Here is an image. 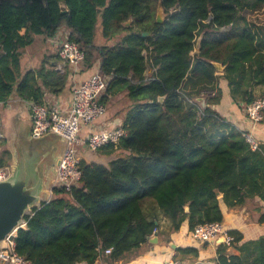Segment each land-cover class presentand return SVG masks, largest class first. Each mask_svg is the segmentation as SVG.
<instances>
[{
    "label": "trees",
    "instance_id": "16d2710c",
    "mask_svg": "<svg viewBox=\"0 0 264 264\" xmlns=\"http://www.w3.org/2000/svg\"><path fill=\"white\" fill-rule=\"evenodd\" d=\"M159 1L165 17L156 23ZM262 8L264 0H0V102L16 96L45 104L46 93H61L72 70H58L57 60L23 70L21 50L63 24L90 67L98 58V18L104 39L120 35L100 46L99 71L109 80L99 102L123 91L129 100L125 135L97 150L100 161L80 159L76 185L54 186L52 198L32 208L13 237L18 255L30 264H92L98 256L113 264L154 230L167 235L157 232L146 203L161 210L170 230L186 221L191 232L199 223L222 222L223 208L264 200V145L252 149L213 108L221 79L237 106L264 94V23L244 14ZM10 158L0 140V167ZM258 221L264 223V209ZM227 232L236 253L218 244L213 264H264V236L244 240L237 229ZM176 252L195 259L199 251Z\"/></svg>",
    "mask_w": 264,
    "mask_h": 264
},
{
    "label": "crops",
    "instance_id": "0c3cea01",
    "mask_svg": "<svg viewBox=\"0 0 264 264\" xmlns=\"http://www.w3.org/2000/svg\"><path fill=\"white\" fill-rule=\"evenodd\" d=\"M67 33L68 29L62 24L57 28L54 35H40L36 37L31 45L21 50V64L23 70L29 68L35 69L41 64L51 65L55 60H57V65L60 62L57 55V44L59 41L66 39ZM94 45L98 58H96L93 64L90 67H88L84 61L76 67H73L70 64H65L62 70H64V68L72 70L71 80L61 93L56 95L46 93L45 103L56 105L61 109L68 107L71 101L72 87L90 76L92 73L99 71L101 61L99 54L102 43L94 42ZM149 71L150 70H148L146 74H148ZM219 86L222 90V97L220 102L214 105L213 108L232 125L236 126L238 130L248 131L257 141L259 146L264 145V118L254 124L248 121L244 114L243 105L237 106L230 97L226 82L221 79L219 81ZM256 93H259V90H256ZM104 104L105 113L97 118L90 126H83L79 132L81 137H85L87 133L92 130L108 128L113 126V124H122L125 112L129 106V100L125 95V91L111 96L107 95ZM30 121L31 118L28 101L19 99L16 96H11L7 101L3 103L0 102V122L2 126V130H0V140H4L5 146L9 152L11 149L10 144L17 135L29 133L31 126ZM49 136H52L50 140L52 141L57 156H60L64 148L63 140L54 135ZM96 152L97 151L88 150L83 145L79 147L80 159L100 161L103 157ZM10 164L11 158L8 165ZM143 209L149 218L154 219L157 224V232H167V235H159L156 233V242L150 243L147 240V242L143 243L136 251L128 255L126 260L114 262L113 264H160L166 257H179V253L176 252V249L180 246H195L199 251L198 256L195 259L188 256L187 258L189 259L186 260H194L196 264L214 263L217 249L215 241L199 242L193 240L190 231L187 228L186 221L181 225L178 231H173L169 234L170 221L161 210L156 206L147 203L144 204ZM263 209L264 200H260L259 198L249 199L241 207L229 209L223 208V219L221 223L225 230L237 229L243 234L244 240H252L264 236V223L258 221ZM160 237L163 238L164 245L158 246ZM171 243L176 247L172 248L170 246ZM229 252L236 253L234 249H230ZM132 255L136 256L132 257ZM130 259L131 261L129 262ZM77 264L87 263L79 262ZM92 264H98V261Z\"/></svg>",
    "mask_w": 264,
    "mask_h": 264
},
{
    "label": "built area",
    "instance_id": "2783aa9c",
    "mask_svg": "<svg viewBox=\"0 0 264 264\" xmlns=\"http://www.w3.org/2000/svg\"><path fill=\"white\" fill-rule=\"evenodd\" d=\"M57 55L60 62L56 65V68L60 71H63L62 68L65 64L76 67L84 60V52L76 43L67 39L58 42ZM108 80V76L96 71L75 84L71 89L69 106L64 109L49 103L36 104L29 102L30 133L39 137L52 132L59 135L64 143L55 174L54 186L56 187L69 189L78 183L81 176L79 169L80 146L83 145L90 151H97L107 144H116L125 135L122 124H113V126L108 128L92 130L85 137L79 135L83 126H90L105 113V106L99 102V99L107 88ZM243 109L248 121L253 124L261 121L264 118V94L243 105ZM242 132L252 149L259 146L248 131ZM9 175L10 165L1 166L0 180L6 179ZM155 232L156 230L153 231L152 235ZM190 235L199 242H213L220 236H224L223 244L228 249H230V243L233 240L221 222L196 224L192 228ZM14 236L10 235L1 242L0 264H30V262L16 253ZM110 251L111 249L107 248L103 251V254L107 256ZM96 261H98V264H106L101 256H98ZM160 264H196V262L170 256L166 257Z\"/></svg>",
    "mask_w": 264,
    "mask_h": 264
},
{
    "label": "water",
    "instance_id": "95a60500",
    "mask_svg": "<svg viewBox=\"0 0 264 264\" xmlns=\"http://www.w3.org/2000/svg\"><path fill=\"white\" fill-rule=\"evenodd\" d=\"M67 8L61 5V13H67ZM165 15L161 2L156 7L155 22L161 23ZM130 24L126 21L125 25ZM144 32L143 35H147ZM200 38L196 41L199 48ZM216 71L221 72L223 66L212 62ZM157 101L162 103L163 96H158ZM200 104L203 99L199 98ZM31 122V121H30ZM31 130V126H30ZM59 135L49 132L42 136H33L30 131L17 135L10 144L11 164L10 175L0 180V244L10 235H15L19 228L26 225L25 216L29 215L33 207H39L43 202L52 198L55 174L60 161L50 138ZM188 207H185V211ZM150 243L157 241L156 232L148 238ZM224 236L216 239L215 244H223ZM172 248L176 246L170 244Z\"/></svg>",
    "mask_w": 264,
    "mask_h": 264
},
{
    "label": "rangeland",
    "instance_id": "374dc122",
    "mask_svg": "<svg viewBox=\"0 0 264 264\" xmlns=\"http://www.w3.org/2000/svg\"><path fill=\"white\" fill-rule=\"evenodd\" d=\"M155 13H156V11H155ZM244 14L246 15L247 18H249L251 20H254V21H257V22H260V23H264V8H262V9H260L258 11H254V12L253 11H250V12L246 11V12H244ZM163 16L165 17V15L162 13V18H163ZM124 25H125V23H124ZM128 25H129V23H128ZM149 34L150 33L148 32L147 35H149ZM119 37H120V35H116V36H114V37H112L110 39H104L102 37V34H101L100 18H98L96 26H95V31H94V42H96V43L100 42L102 44H107L108 45V44L115 43L119 39ZM103 39H104V41H103ZM0 130H2L1 122H0ZM96 153H98V152H96ZM172 232L173 231L170 230L169 234H171ZM163 241H164L163 238L160 237V242H159L158 246L164 245ZM134 256H136V255H132V257H134ZM130 261H131V259L129 260V262Z\"/></svg>",
    "mask_w": 264,
    "mask_h": 264
}]
</instances>
